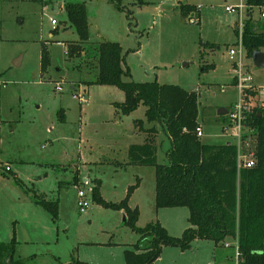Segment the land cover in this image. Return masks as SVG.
<instances>
[{
  "label": "rangeland",
  "instance_id": "374dc122",
  "mask_svg": "<svg viewBox=\"0 0 264 264\" xmlns=\"http://www.w3.org/2000/svg\"><path fill=\"white\" fill-rule=\"evenodd\" d=\"M66 1H85L87 55L71 56L68 44L79 40V34ZM239 1L122 0L121 9L112 0H0V264H67L79 256L96 264L100 258L110 262L112 251L113 259L124 260L122 242L139 233L125 223L120 209L96 200L93 192L88 193L90 205L81 211L78 186L87 187L86 177L94 187L100 178L103 197L119 201L128 185L139 181L131 202L140 203L137 224L146 225L157 213L156 169L127 163L129 147L144 141L141 127L155 125L157 159L167 162L170 139L161 124L147 119L142 102L129 112L115 105L125 98L119 85L87 82L98 71L95 46L104 39L122 44L125 67L131 70L124 79H157L196 89L201 139L225 142L230 139L222 129L228 115L218 109L230 108L239 97L228 51L236 39L238 15L225 5ZM181 2L198 4L197 22L182 15ZM252 11V24L264 30L260 8ZM43 43L50 52L45 71ZM244 61L255 83L251 105L264 107V67L251 57ZM80 86L84 101L73 94ZM42 196L59 199L57 219L37 201ZM157 208L170 233L181 234L180 224L190 225L187 206ZM109 239L116 245H109Z\"/></svg>",
  "mask_w": 264,
  "mask_h": 264
},
{
  "label": "trees",
  "instance_id": "16d2710c",
  "mask_svg": "<svg viewBox=\"0 0 264 264\" xmlns=\"http://www.w3.org/2000/svg\"><path fill=\"white\" fill-rule=\"evenodd\" d=\"M112 1L117 7L124 8L122 0ZM246 1L251 5H264V0ZM64 7L79 34V40L68 44L71 56L87 55L84 43L89 40V22L85 1H66ZM179 7L183 16L200 17L197 4L181 2ZM243 41L248 57L264 47V30H258L252 24V18L247 20ZM94 55L98 71L96 77L87 82L119 85L125 98L115 101V105L129 112L142 102L146 105L147 119L161 124L170 139L166 152L168 161L161 162L157 159L153 139L157 127L152 125L144 142L130 145L127 163L155 166L157 207L189 208L190 225L180 235L170 233L160 220H151L141 226L137 224L138 206L129 204L130 195L139 181L128 185L122 199L113 201L103 197L101 180L97 178L93 197L107 206L124 209L125 223L139 233L133 246L124 250L125 264H151L161 255L164 246L177 245L186 249L196 237L211 238L222 244L232 238L238 246L240 264H264V107L252 106L248 116L249 123L256 129V163L238 171L235 143H209L198 135L199 95L196 89L157 79H124L123 75H131V70L125 67L123 46L117 40L99 41ZM49 64L50 52L43 43L42 70L45 71ZM203 69L208 67L204 65ZM74 181L77 183V179ZM37 201L54 219L58 218L59 199L42 196ZM67 264L84 263L73 258Z\"/></svg>",
  "mask_w": 264,
  "mask_h": 264
},
{
  "label": "built area",
  "instance_id": "2783aa9c",
  "mask_svg": "<svg viewBox=\"0 0 264 264\" xmlns=\"http://www.w3.org/2000/svg\"><path fill=\"white\" fill-rule=\"evenodd\" d=\"M256 5L248 4L246 0H240L237 4H226L225 7L230 12H235L238 15L237 23V35L235 41L229 46V55L235 64L236 71V85L239 90L238 99L233 102V104L228 108V120L223 126V131L226 135L232 138L229 139L230 142L236 145V160L237 168L240 171L244 167H251L256 163V153H255V127L252 126L248 121L249 112L251 111V90L255 88V83L253 82V75L247 68L244 61V57H247V50L243 41V31L246 26L247 20L252 18L253 11ZM260 8V19L264 21V5L258 6ZM190 21L197 22V16H190ZM259 19V20H260ZM258 20V18H257ZM53 23H57L55 17L52 18ZM57 89H62L63 86L61 82H57ZM85 88V87H84ZM75 97H78L80 101L86 99L85 92L80 86V90H75L73 92ZM251 96V97H250ZM264 105V101L262 103ZM197 133L199 136L204 134V130L201 126H197ZM11 169V165L6 167ZM85 185L87 187L78 186V206L81 211L86 210L90 205V198L88 193L93 192V185L89 183L88 178L84 179ZM236 257L237 264H240L238 257V246H236Z\"/></svg>",
  "mask_w": 264,
  "mask_h": 264
},
{
  "label": "crops",
  "instance_id": "0c3cea01",
  "mask_svg": "<svg viewBox=\"0 0 264 264\" xmlns=\"http://www.w3.org/2000/svg\"><path fill=\"white\" fill-rule=\"evenodd\" d=\"M234 28H235V32L237 33V23L236 22H235ZM263 49H264V47H263ZM246 65H247L248 69L251 71L250 64H246ZM235 68H236L235 64H234V62H232L234 84H236V80H237ZM80 85H81V83H80ZM261 88L262 87L259 84L257 89L261 90ZM260 96H261V94H260ZM64 115L65 114L63 113V116ZM141 121L139 120V118L135 119V123H137L138 125L140 124ZM151 126L141 127V128H143V131L145 133L144 140L149 135L148 128ZM158 133L159 132H158V128H157V131H155L153 133V139H154L156 146L158 143ZM227 141H229V140H227ZM142 142H144V141H142ZM136 143H138V142H136ZM11 169H12V167H11ZM139 188H140V185H138V187H136L135 190L132 192L130 199H129V204L133 207L138 206L140 208L139 202H131V200L135 197L136 191ZM155 196H156V184H155ZM179 207H181V206H169L168 208L179 209ZM161 208H163V207H161ZM156 209H157L156 210L157 213H156V216L154 217L153 220H160L161 223H163L162 217H161V215H159L160 214V210H159L160 208L156 207ZM119 211L122 212V214L124 216H126L124 209H120ZM170 211L176 212L178 210H170ZM182 211H184V210H181V214H182ZM140 215H141V209H140ZM179 217H180V215H179ZM181 219H182V217H181ZM175 220H176V218H175ZM165 226L167 227L168 230H170V228L167 225H165ZM180 226H182L181 228H184V229L186 228L185 227L186 225H184V224L183 225L180 224ZM180 226H179V228H180ZM183 230H182V232H183ZM172 233L173 234H180V233H175V232H172ZM137 238L138 237L131 239V241H129V242H126V241L122 242V243H125V245L123 246V254H124V250L127 247L133 246V244L136 242ZM107 243L109 245H116L115 243H117V242L112 241V239H109L107 241ZM217 252H218V254H217ZM113 255H115L114 251H112L111 255L109 256L111 259L110 262H107L108 261L107 258H100V259H98L96 264H125V257L124 256H123L124 260L122 258L120 259V256H118L117 259L115 260V257L113 259ZM74 259H76V258H74ZM77 259L82 260L84 264H89V260L87 258H82L81 256H79ZM72 260H70L68 262H71ZM115 261H117V262H115ZM151 264H237L236 245H234V240L232 238H228L222 244L221 242L216 243L211 238L196 237L192 240L191 246L189 248H186V249H182L180 246H177V245H166V246H164L161 255Z\"/></svg>",
  "mask_w": 264,
  "mask_h": 264
},
{
  "label": "water",
  "instance_id": "95a60500",
  "mask_svg": "<svg viewBox=\"0 0 264 264\" xmlns=\"http://www.w3.org/2000/svg\"><path fill=\"white\" fill-rule=\"evenodd\" d=\"M251 58H252L253 62L255 63V65H257L259 67H263L264 66V49L263 48L256 49L253 52ZM14 62H15V64H19L20 63V59H16ZM218 112L220 114L227 113L228 112V107L221 106L218 109ZM124 218L126 219V216Z\"/></svg>",
  "mask_w": 264,
  "mask_h": 264
}]
</instances>
